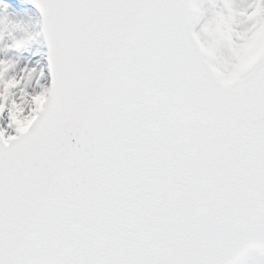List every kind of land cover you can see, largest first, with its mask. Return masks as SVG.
Instances as JSON below:
<instances>
[{
    "label": "snow or ice",
    "instance_id": "6c2138e0",
    "mask_svg": "<svg viewBox=\"0 0 264 264\" xmlns=\"http://www.w3.org/2000/svg\"><path fill=\"white\" fill-rule=\"evenodd\" d=\"M29 2L50 83L0 56V264H264V0Z\"/></svg>",
    "mask_w": 264,
    "mask_h": 264
},
{
    "label": "rangeland",
    "instance_id": "374dc122",
    "mask_svg": "<svg viewBox=\"0 0 264 264\" xmlns=\"http://www.w3.org/2000/svg\"><path fill=\"white\" fill-rule=\"evenodd\" d=\"M0 15H7L10 20L22 21L27 31L35 36L34 40L19 50L7 48L5 45L11 44L13 38H19L24 35V32L15 30L9 25L6 31L5 40L0 43V56H8L12 58L15 66L13 71L18 77L21 75L25 76L23 86L28 91H38L36 74L29 79L26 74L22 72L26 65L28 67H37L38 69H45L46 67L42 58L44 47L41 46L40 41H37L36 35L38 15L29 7L27 0H0ZM45 82L47 81H41V83ZM28 86L30 89H28ZM251 264H258V260L253 259Z\"/></svg>",
    "mask_w": 264,
    "mask_h": 264
},
{
    "label": "bare ground",
    "instance_id": "6f19581e",
    "mask_svg": "<svg viewBox=\"0 0 264 264\" xmlns=\"http://www.w3.org/2000/svg\"><path fill=\"white\" fill-rule=\"evenodd\" d=\"M28 89H30V87L28 86Z\"/></svg>",
    "mask_w": 264,
    "mask_h": 264
},
{
    "label": "water",
    "instance_id": "95a60500",
    "mask_svg": "<svg viewBox=\"0 0 264 264\" xmlns=\"http://www.w3.org/2000/svg\"><path fill=\"white\" fill-rule=\"evenodd\" d=\"M39 10V9H38ZM40 12V11H39ZM41 14V13H40ZM41 17H42V15H41Z\"/></svg>",
    "mask_w": 264,
    "mask_h": 264
}]
</instances>
